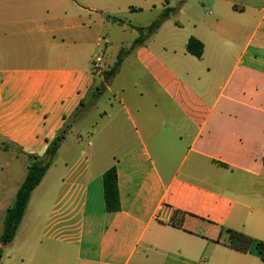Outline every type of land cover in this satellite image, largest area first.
<instances>
[{
  "label": "crops",
  "instance_id": "0c3cea01",
  "mask_svg": "<svg viewBox=\"0 0 264 264\" xmlns=\"http://www.w3.org/2000/svg\"><path fill=\"white\" fill-rule=\"evenodd\" d=\"M164 1L158 15L173 12L159 29L114 46L102 35L117 25L106 4L0 0L2 151L27 166L42 158L99 80L118 103L93 150L59 162L62 141L31 193L58 188L52 217L65 222L43 229L59 240L29 238L0 264H264L221 234L264 242V0ZM190 38L200 59L185 50ZM101 45L114 51L103 71L130 50L107 83L92 69ZM112 166L120 211L108 213L102 175ZM67 228L76 240L64 239Z\"/></svg>",
  "mask_w": 264,
  "mask_h": 264
},
{
  "label": "rangeland",
  "instance_id": "374dc122",
  "mask_svg": "<svg viewBox=\"0 0 264 264\" xmlns=\"http://www.w3.org/2000/svg\"><path fill=\"white\" fill-rule=\"evenodd\" d=\"M96 1L101 5L106 4L108 9V13L106 15L108 19L113 16L123 22L122 25H108V32L104 31L102 33L104 38L107 36L111 39L110 41L114 46L119 45V41H122L123 44H128L133 39H136L138 37V32L132 27H145L157 20L160 16V14L158 15V11L162 9L161 5H165L164 0ZM167 1L171 2L172 0ZM132 8H135L136 11H131ZM154 8H156V10ZM172 24L171 20H168L163 28H171ZM152 40H154V38L151 39V43L154 42ZM102 41L103 39L101 42ZM127 51H123V56L127 55ZM92 53L102 56L104 54L105 64H109L111 61V55L114 51L109 50L106 52L103 45H101L100 48L94 50ZM103 72L101 73L102 76ZM113 85L114 84H110V86ZM96 87L98 90L94 91L92 97L90 96L88 100L84 102V106L79 112V115L71 120L72 123L70 124L68 132L63 140L64 142L61 153L58 155L59 162H70L75 157L81 158L82 152L90 153L95 147V144L98 143L99 140L106 134L107 128H105L104 125L107 120V115L112 114L113 111L118 108V103L113 98L112 93L107 92L103 88L101 80L96 83ZM115 91H117V88L112 87V92L115 93ZM76 140L78 142H76ZM90 141L92 144L87 148L86 144ZM26 172L27 162L24 158L18 156L15 150L12 151L11 149H8L2 151L0 149V234L2 232L6 210L13 203L15 190L23 181ZM41 190H43V187H41ZM58 193V188H55V190H52L45 196H42V193H36L32 196L14 239L11 243L5 246L4 250H1V258H5L6 255L11 256L16 254L18 251L20 252V249L22 248L21 244L23 241L29 240V238L33 241L42 238V236L47 232V230H44L43 228L49 222H65L62 220V215L60 218L52 217V206L58 199ZM77 218L79 217L77 216ZM66 222L68 227L69 225L77 222V219L75 218L71 222H69L68 219ZM55 231L56 236L51 233H47L45 234V238L49 235L51 239L59 240L57 230L55 229ZM75 234V228H67L65 232L67 238L64 239L68 241L76 240V238H74Z\"/></svg>",
  "mask_w": 264,
  "mask_h": 264
},
{
  "label": "trees",
  "instance_id": "16d2710c",
  "mask_svg": "<svg viewBox=\"0 0 264 264\" xmlns=\"http://www.w3.org/2000/svg\"><path fill=\"white\" fill-rule=\"evenodd\" d=\"M172 12L173 9L164 8L160 13L159 18L148 26L132 27L138 32V37L134 40L132 46L143 43L145 39L159 29V27L170 17ZM109 20L119 25L123 24L121 20L114 17L109 18ZM185 50L189 55L196 59H200L203 53V45L198 40L190 38L186 43ZM123 54L124 52L120 51L113 66L109 70L103 72L104 82H108L109 79L116 74L117 69L122 63ZM71 123L72 122L67 123L56 134L54 139L49 143L42 158L28 156L29 163L26 175L15 193L13 203L6 210L3 228L0 234V260L2 257L1 247L8 245L14 239L30 200L31 193L40 184L45 173L52 165L53 159L56 156L60 144L68 132ZM102 193L104 210L108 213L120 211V198L115 166L109 168L102 175ZM221 234L225 236L224 244L228 248L240 253L254 251L260 260L264 261V242L257 241L250 236L230 229H222Z\"/></svg>",
  "mask_w": 264,
  "mask_h": 264
},
{
  "label": "built area",
  "instance_id": "2783aa9c",
  "mask_svg": "<svg viewBox=\"0 0 264 264\" xmlns=\"http://www.w3.org/2000/svg\"><path fill=\"white\" fill-rule=\"evenodd\" d=\"M92 69L95 73L101 74L103 72V56L96 55L92 59Z\"/></svg>",
  "mask_w": 264,
  "mask_h": 264
}]
</instances>
